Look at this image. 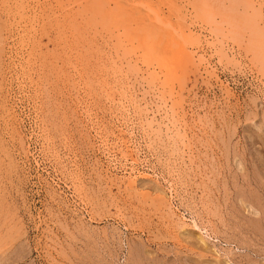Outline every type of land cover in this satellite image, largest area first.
<instances>
[{"label": "rangeland", "instance_id": "374dc122", "mask_svg": "<svg viewBox=\"0 0 264 264\" xmlns=\"http://www.w3.org/2000/svg\"><path fill=\"white\" fill-rule=\"evenodd\" d=\"M22 1L0 0V215L24 228L1 247L22 251L9 264H125L137 251L129 264H264V215L253 208L264 211V65L243 50L250 31L232 32L231 0H128L178 24L189 62L155 41L143 54L136 25L108 23L94 0H28L25 15ZM252 2L264 26V0ZM221 13L222 33H235L224 58Z\"/></svg>", "mask_w": 264, "mask_h": 264}, {"label": "bare ground", "instance_id": "6f19581e", "mask_svg": "<svg viewBox=\"0 0 264 264\" xmlns=\"http://www.w3.org/2000/svg\"><path fill=\"white\" fill-rule=\"evenodd\" d=\"M88 1V0H87ZM121 1H124L123 3H121ZM94 0V2L92 1L91 3H87V4H94L93 5V8L95 9V10H93L94 11V13H96L97 12V14L100 16V17H102L103 19L104 18H106V20H113V21H115V20H118V17H123V18H125V20L124 21H127V24H128V26L130 25H133L134 24V26L140 31V33L142 34V37L143 38H141V39H143V40H139V36L140 35H138L137 36V32L135 33V34H133L134 35V37H137L136 39L137 40H139L138 41V43L140 44V42H144V44L142 45V44H140L139 46H142V47H146V48H142V51H143V54H144V51H147L148 49H150L149 48V45L147 46V41H149V43H151V45H152V42H156L157 44H159V46H161V49H166L167 51H169L170 50V48L173 46V45H176V50H175V48H173L175 51H173V49H172V52H174V54L172 55V57H171V54H170V52H169V54L170 55H168L169 57H171V58H173L174 60L176 59V56L178 57L179 55V57L177 58L178 60L180 59V57H181V62H182V60H186L185 58L183 59V57L186 55V57L188 56L186 53H182L183 52V50L185 51L186 49H188L187 48V46L189 45V44H193V42L191 41V38H189V37H185V36H183V33L182 32H180V31H178L177 30V23H176V25L175 24H173V23H171V21L168 19L169 17H161L156 11H152V8H150V7H148V9H147V13L145 14V15H143V14H141L140 12H141V9L139 8V6L137 5V6H133L132 4H129V2H128V0ZM221 1V0H220ZM219 1V2H220ZM224 1V0H223ZM229 1V0H228ZM227 1V2H228ZM19 2V1H18ZM35 2V1H34ZM85 2V1H84ZM90 2V1H89ZM134 3L135 2V0H130V3ZM147 2V1H146ZM158 2V1H157ZM160 2V1H159ZM158 2V4H161V3H159ZM177 2V1H176ZM183 2V1H182ZM187 2H188V0H187ZM230 3H229V5H228V7L229 8H227V9H231L230 11L232 12V14H231V18H232V20L231 21H236V22H231L230 24L232 25L231 27H233V28H235V29H232V32L234 31L235 33H241L240 32V29H242V31H245L246 29H248L249 31H250V35L248 36V40H247V42H246V45H244L243 46V50L245 51V52H247V53H250L251 55H250V61H252V63H256L257 65L259 64V65H264V26L262 25V21H261V19L263 18V10H262V5L261 4H263V3H257L258 5L256 6L255 4H254V2H252V0H231V1H229ZM39 3V2H38ZM48 3V2H47ZM76 3V2H75ZM211 3V2H210ZM12 4V3H11ZM21 4V14L22 15H25V14H28L27 12V10L29 9V6H28V0H26V1H22V3H20ZM30 4V3H29ZM32 4V3H31ZM37 4V3H36ZM42 4V3H41ZM49 4V3H48ZM73 4V3H72ZM135 4H137V3H135ZM141 4H144L143 2L141 3ZM182 4V3H181ZM212 4V3H211ZM225 4V3H224ZM43 5H44V3H43ZM51 5V4H50ZM63 5V4H62ZM84 5V4H83ZM82 5V6H83ZM155 5V4H154ZM184 5V4H183ZM207 5H209V4H207ZM219 5L221 6V4L219 3ZM86 6V5H85ZM172 6V5H171ZM223 7V9L225 8L224 7V5H222ZM225 6H226V4H225ZM3 7V6H2ZM45 7V6H44ZM147 7V6H146ZM217 7V6H216ZM219 7V6H218ZM227 7V6H226ZM17 8H18V6H17ZM164 8V7H163ZM58 9V8H57ZM168 9H170V7L168 8ZM180 9V8H179ZM226 9V8H225ZM19 10V11H20ZM33 10H35L34 9V7H33ZM50 10V9H49ZM79 10H80V8H79ZM82 10V9H81ZM221 10V9H220ZM219 10V12L217 11V13H220L221 11ZM229 10H228V12H229ZM10 11V10H9ZM12 11V10H11ZM51 11V10H50ZM53 11V10H52ZM68 11V10H67ZM66 11V12H67ZM91 11V10H90ZM96 11V12H95ZM150 11H151V13H150ZM170 11V10H169ZM181 11V10H180ZM183 11V10H182ZM226 11V10H225ZM14 12V11H13ZM17 12V11H16ZM43 12V11H42ZM62 12V11H61ZM83 12V11H82ZM86 11H84V13H85ZM227 12V11H226ZM58 13V12H57ZM70 13V12H69ZM73 13V12H72ZM88 13V12H87ZM164 13V12H163ZM217 13L215 14V15H217ZM224 13V12H223ZM20 14V15H21ZM32 14V13H31ZM66 14V13H65ZM89 14V13H88ZM176 14V13H175ZM7 15V14H6ZM18 16H19V14H17ZM36 15V14H35ZM84 15H86V13L84 14ZM95 15V14H94ZM186 15V14H185ZM214 15V16H215ZM221 15H224V14H222L221 13ZM226 15V14H225ZM224 15V16H225ZM230 15V13L229 14H227V16H229ZM11 16H12V14H11ZM65 16V15H64ZM96 16V15H95ZM176 16H177V14H176ZM213 16V17H214ZM227 16H225V17H219L218 16V22L216 21L217 20V18H216V23H217V25H216V29L218 30V33L220 32L221 34H218L215 30H213V31H215L216 32V35H219V36H215L216 38L218 37V42H219V53L221 54V55H223V58H224V55L226 54V52L224 51V47H223V44H224V39L228 36V34L230 33V31H231V29H229L228 30V34H223L225 31L224 30H222L223 29V26H222V24L223 23H225V24H229V23H226V22H223V21H225V19H228V18H226ZM34 17V16H33ZM62 17V16H61ZM76 17V16H75ZM99 17V18H100ZM190 17V16H189ZM212 17V18H213ZM25 18V17H24ZM35 18V17H34ZM86 18V17H85ZM101 18V19H102ZM122 18V19H123ZM179 18V17H178ZM58 19V18H57ZM97 19V18H96ZM105 20V19H104ZM110 20L108 21V23L110 22ZM121 20V19H120ZM212 20V19H211ZM5 21V20H4ZM57 21V20H56ZM76 21V20H75ZM123 21V20H122ZM188 21V20H187ZM210 21V20H209ZM227 21V20H226ZM24 22V21H23ZM53 22V21H52ZM61 22V21H60ZM102 22V21H101ZM107 22V21H106ZM118 22V21H117ZM196 22V21H195ZM208 22V21H207ZM230 22V21H229ZM108 23H106V24H108ZM112 23H116V22H112ZM111 23V24H112ZM81 24V23H80ZM118 24H119V22H118ZM229 24V25H230ZM18 25L20 26V24L18 23ZM31 25V24H30ZM67 25V24H66ZM103 25V24H102ZM116 25V24H115ZM125 25V24H124ZM52 26V25H51ZM62 26H63V24H62ZM107 25H105V27H106ZM133 26V27H134ZM16 27V26H15ZM24 27V26H23ZM22 27V28H23ZM31 27H32V25H31ZM36 27V26H35ZM88 27V26H87ZM111 27V26H110ZM116 27H117V25H116ZM121 27H123V26H121ZM120 27V28H121ZM126 28H127V25L125 26ZM132 27V29H134ZM211 27V26H210ZM224 27H226V26H224ZM26 28V27H25ZM39 28V27H38ZM56 28V27H55ZM79 28V27H78ZM90 28V27H89ZM108 28V27H107ZM114 28V27H113ZM113 28L111 27V29H112V33H113ZM118 28V27H117ZM126 28H123L121 31H124V32H121L120 30V32H121V35H123V36H121V38H123L124 37V35H126L125 37H128L127 39L128 40H131L132 38H130L131 36H130V34L128 35V34H123V33H125V32H127V33H129L128 31H130V30H125ZM135 28V29H136ZM189 28V27H188ZM227 28V27H226ZM57 29V28H56ZM87 29V28H86ZM104 29V28H103ZM182 29H184V28H182ZM212 29V28H211ZM213 29H214V27H213ZM239 29V30H238ZM25 30V29H24ZM107 30V29H106ZM138 30H135V31H138ZM227 30V29H226ZM27 31V30H26ZM133 31V30H132ZM212 31V32H213ZM222 31H224L223 33H222ZM247 31V30H246ZM245 31V32H246ZM114 32H115V30H114ZM116 32H117V34H118V37H120V34L118 33V31L116 30ZM115 32V33H116ZM68 33V32H67ZM72 33V32H71ZM89 33V32H88ZM103 33V32H102ZM111 33V34H112ZM234 33V34H235ZM237 33V34H238ZM248 33V32H247ZM20 34V33H19ZM107 34V33H106ZM114 34V33H113ZM117 34L115 35H113L114 37H117ZM234 34H232V35H234ZM8 35V34H7ZM104 35V34H103ZM128 35V36H127ZM132 35V36H133ZM232 35H230L229 34V36H231L232 37ZM242 35L244 36V33H242ZM25 36V35H24ZM65 36V35H64ZM68 36V35H67ZM83 36V35H82ZM97 36V35H96ZM189 36V35H188ZM235 36V35H234ZM106 37V36H105ZM124 37V39H126ZM193 37V36H192ZM237 37V36H236ZM69 38V37H68ZM74 38V37H73ZM121 38H119V39H121ZM130 38V39H129ZM207 38V37H206ZM227 38H229V37H227ZM242 38V37H241ZM245 38V37H244ZM204 39V38H203ZM231 39H233V37L231 38ZM50 40V39H49ZM96 40H97V38H96ZM116 40H118V38H116ZM128 40H125L127 43H128ZM133 40H134V38H133ZM241 40H243V38L241 39ZM65 41V40H64ZM69 41H71V40H69ZM75 41H76V38H75ZM134 41H136V40H134ZM133 41V42H134ZM146 41V42H145ZM208 41V40H207ZM3 42V41H2ZM45 42V41H44ZM43 42V43H44ZM94 42V41H93ZM132 42V43H133ZM200 42V41H199ZM217 42V43H218ZM240 42V41H239ZM8 43V42H7ZM33 43H35V42H33ZM73 43V42H72ZM71 43V44H72ZM118 43H120L119 42V40H118V42L116 43V45H118ZM130 43V42H129ZM134 43H136V42H134ZM216 43V44H217ZM227 43V42H226ZM234 43V42H233ZM244 43V42H243ZM77 44H79V43H77ZM137 44V43H136ZM161 44V45H160ZM94 45V44H93ZM128 45V44H127ZM150 45V46H151ZM155 45V44H154ZM5 46V45H4ZM86 46V45H85ZM130 46V45H129ZM135 46H137L138 47V45H135ZM195 46V45H194ZM76 47V46H75ZM113 47V46H112ZM116 47V46H115ZM124 47V46H123ZM148 47V48H147ZM241 47V46H240ZM69 48V47H68ZM71 48V47H70ZM88 48V47H87ZM99 48V47H98ZM97 48V49H98ZM126 49H127V47H125ZM130 48H131V46H130ZM134 47H132L131 49H133ZM141 48V47H140ZM152 50H153V45H152ZM239 48V47H238ZM101 49V48H100ZM143 49H145V50H143ZM147 49V50H146ZM159 49V48H158ZM195 49V48H194ZM221 49V50H220ZM228 49V48H227ZM40 50V49H39ZM134 50V49H133ZM151 50V51H152ZM71 51V50H70ZM76 51V50H75ZM126 51H128V50H125L124 49V53L126 52ZM132 51V50H131ZM139 51V50H138ZM141 51V52H142ZM150 51V52H151ZM158 51H161V50H158ZM190 51V50H189ZM55 52V51H54ZM123 52V51H122ZM133 52V51H132ZM149 52V55L147 56V52L145 53V55L144 56H146L145 57V59L146 58H148L149 56H150V58L152 57V55H151V53ZM192 52V51H191ZM225 52V53H224ZM237 52V51H236ZM92 53V52H91ZM108 53V52H107ZM127 53V52H126ZM129 53V52H128ZM127 53V54H128ZM158 53V52H157ZM164 52H162V54L161 55H163V57L165 58V56L164 55H166V54H163ZM168 53V52H167ZM242 53V52H241ZM115 54V53H114ZM143 54H142V56H141V58L143 59ZM219 54V55H220ZM34 55V54H33ZM41 55V54H40ZM70 55V54H69ZM99 55V54H98ZM126 55V54H125ZM136 55V54H135ZM138 55H140V54H138ZM182 55V56H181ZM38 56V55H37ZM54 56V55H53ZM57 56H58V54H57ZM60 56V55H59ZM67 56V55H66ZM79 56V55H78ZM156 55L154 54V57H155ZM168 56H166V57H168ZM193 56V55H192ZM237 55H233L230 59H229V62H230V60L231 61H233L234 63H235V61L236 60H238L237 59V57H236ZM56 57V56H55ZM86 57V56H85ZM93 57V56H92ZM112 57V56H111ZM110 57V58H111ZM127 57V56H126ZM161 57V56H160ZM191 56L189 55L188 56V58H190ZM222 57V56H221ZM220 57V58H221ZM225 57H226V55H225ZM227 57H229V56H227ZM240 57V56H239ZM108 58V57H107ZM130 58V57H129ZM150 58H148V62H147V64H150ZM153 58V57H152ZM156 58H158V57H156ZM188 58H187V60L186 61H188L189 62V60H188ZM193 58V57H192ZM40 59V58H39ZM45 59V58H44ZM69 59V58H68ZM104 59H105V57H104ZM167 59V58H166ZM173 59L171 60V61H173ZM222 59V58H221ZM84 60V59H83ZM108 60V59H107ZM138 60H139V58H138ZM137 60V61H138ZM170 60V59H169ZM206 60V59H205ZM225 60H226V58H225ZM55 61V60H54ZM82 61V60H81ZM142 61H145V60H142ZM157 61V60H156ZM164 61V60H163ZM185 61V62H186ZM227 61V60H226ZM3 62V61H2ZM90 62V61H89ZM130 62V61H129ZM146 62V61H145ZM165 63H166V61H164ZM180 62V63H181ZM194 62V61H193ZM232 62V63H233ZM4 63V62H3ZM124 63V62H123ZM137 63V62H136ZM142 63V62H141ZM168 63V62H167ZM127 64V63H126ZM146 64V65H147ZM155 64V63H154ZM240 64V63H239ZM255 64V65H256ZM2 65V64H1ZM51 65V64H50ZM118 65V64H117ZM130 65V64H129ZM165 65V64H164ZM168 65V64H167ZM184 65V64H183ZM183 65H182V67H183ZM195 65V64H194ZM209 65V64H208ZM253 65V64H252ZM116 66V65H115ZM119 66H120V64H119ZM178 66L180 67V65L178 64ZM4 67V66H3ZM52 67V66H51ZM50 67V68H51ZM130 67V66H129ZM181 67V68H182ZM185 67V66H184ZM184 67H183V69H184ZM46 68H47V66H46ZM116 68V67H115ZM140 68V67H139ZM148 68V67H147ZM146 68V69H147ZM173 68V67H172ZM260 68V67H259ZM34 69V68H33ZM131 69V68H130ZM145 69V70H146ZM174 69V68H173ZM177 69V68H176ZM187 69V68H186ZM186 69H184L183 71H185ZM127 70V69H126ZM133 70V69H132ZM171 70V69H170ZM169 70V71H170ZM169 71L167 72V73H169ZM175 71V74H179V73H176V70H174ZM261 71V70H260ZM51 72V71H50ZM87 72V71H86ZM120 72V71H119ZM158 72V71H157ZM172 72H173V70H172ZM171 72V73H172ZM3 73V72H2ZM95 73V72H94ZM116 73V72H115ZM136 73V72H135ZM142 73V72H141ZM152 73V72H151ZM156 72H154V74H155ZM48 74V73H47ZM157 74V73H156ZM165 75H166V72L164 73ZM43 75V74H42ZM50 75V74H49ZM68 75V74H67ZM106 75V74H105ZM124 75V74H123ZM151 75H153V74H151ZM164 75V77H163V79L161 80L163 83H165L166 81L164 80V78L166 79V80H168V78H166V76H169L170 75V73H169V75H166L165 76ZM173 75H174V73H173ZM180 75V74H179ZM6 76V75H5ZM156 76V75H155ZM155 76H153V77H155ZM158 76V75H157ZM177 76V75H176ZM81 77V76H80ZM143 77V76H142ZM153 77H151L152 79H153ZM172 77V76H171ZM170 77V78H171ZM184 77V76H183ZM83 78V77H82ZM123 78V77H122ZM179 78V77H178ZM185 78V77H184ZM4 79V78H3ZM121 79V78H120ZM160 79V78H159ZM68 80V79H67ZM86 80V79H85ZM158 80V79H157ZM165 82H164V81ZM87 81V80H86ZM117 81V80H116ZM169 81V80H168ZM172 81V80H171ZM4 82V81H3ZM92 82V81H91ZM150 82V81H149ZM174 82V81H173ZM124 83H125V81H124ZM158 83V82H157ZM167 83V82H166ZM166 83H165V85H166ZM54 84V83H53ZM105 84V83H104ZM169 84V83H168ZM159 86H161V85H159ZM164 86V85H163ZM169 86H171V85H169ZM168 87V86H167ZM171 88L173 89V87L171 86ZM45 89V88H44ZM127 89V88H126ZM115 90H116V88H115ZM168 90H169V87H168ZM165 91L166 92V94H167V92L168 93H172L173 92V90H172V92L169 90V91ZM97 91V90H96ZM118 91V90H117ZM164 92V93H165ZM3 93V92H2ZM1 94V93H0ZM159 94V93H158ZM169 94V95H170ZM174 94H175V92H174ZM168 95V96H169ZM177 97V96H176ZM172 99V98H171ZM115 100V99H114ZM133 100V99H132ZM178 100H180V99H178ZM1 101V100H0ZM173 101V100H172ZM164 102V101H163ZM173 103V102H172ZM178 103H180V101L178 102ZM166 104V103H165ZM160 105V104H159ZM164 105V104H163ZM10 108V107H9ZM141 109V108H140ZM153 109V108H152ZM3 110V109H2ZM11 110V109H10ZM166 110V109H165ZM183 110V109H182ZM164 113V112H163ZM172 113V112H171ZM55 114V113H54ZM173 114V113H172ZM171 114V115H172ZM257 114V113H256ZM47 116V115H46ZM49 116V115H48ZM208 116V115H207ZM9 117V116H8ZM165 117V116H164ZM6 118V117H5ZM49 119V118H48ZM155 119V118H154ZM10 120H11V118H10ZM9 120V121H10ZM180 121V120H179ZM182 121V120H181ZM261 121V120H260ZM12 122V121H11ZM53 122V121H52ZM160 122V121H159ZM6 125V124H5ZM169 125V124H168ZM190 125V124H189ZM172 127V126H171ZM177 127V126H176ZM193 127V126H192ZM170 129V128H169ZM202 129V128H201ZM15 130V129H14ZM171 130V129H170ZM170 130H168V131H170ZM206 130V129H205ZM12 131V130H11ZM13 132V131H12ZM123 132V131H122ZM117 133V132H116ZM207 134V133H206ZM177 135V134H176ZM185 138V137H184ZM195 138V137H194ZM182 139V138H181ZM176 140V139H175ZM203 141H205V140H203ZM223 141V140H222ZM202 142V141H201ZM189 143V142H188ZM181 147V146H180ZM190 148V147H189ZM258 148V147H257ZM178 149V148H177ZM174 151V150H173ZM186 151V150H185ZM171 152V151H170ZM181 153V152H180ZM7 154V153H6ZM124 154V153H123ZM235 154V153H234ZM225 155V154H224ZM233 155V154H232ZM264 156V155H263ZM7 157V156H6ZM10 157V156H9ZM182 157V156H181ZM196 161V160H195ZM237 162V161H236ZM9 163V162H8ZM237 164H239L238 162H237ZM211 165V164H210ZM244 165V164H243ZM239 166V165H238ZM192 167V166H191ZM206 167V166H205ZM188 168V167H187ZM171 169V168H170ZM244 169V168H243ZM173 170V169H172ZM176 170V169H175ZM196 172V171H195ZM255 172V171H254ZM5 173V172H4ZM140 174V173H139ZM238 174V173H237ZM182 175V174H181ZM246 175V174H245ZM115 176V175H114ZM215 176V175H214ZM248 176V175H247ZM131 177V176H130ZM212 177V176H211ZM176 178V177H175ZM135 179V178H134ZM137 179V178H136ZM213 179V178H212ZM238 179V178H237ZM118 181V180H117ZM133 181V180H132ZM198 181V180H197ZM135 181H133V182H131L130 184H132L131 185V187L132 186H135V183H134ZM143 182V181H142ZM211 183V182H210ZM144 184V183H143ZM186 184V183H185ZM117 185V184H116ZM258 185V184H257ZM127 186V185H126ZM193 186V185H192ZM205 186V185H204ZM130 187V188H131ZM191 187V186H190ZM133 188V187H132ZM131 190V189H130ZM122 191V190H121ZM124 191V190H123ZM186 191V190H185ZM230 191V190H229ZM257 191V190H256ZM114 192V191H113ZM135 192H136V190H135ZM177 192V191H176ZM236 192V191H235ZM232 193V192H231ZM115 194V193H114ZM247 195V194H246ZM263 195V194H262ZM182 197V196H181ZM264 197V196H263ZM196 198V197H195ZM242 198V197H241ZM235 199H236V197H235ZM260 199V198H259ZM262 199V198H261ZM139 201V200H138ZM178 201V200H177ZM236 201H237V199H236ZM169 202V201H168ZM171 202V201H170ZM247 202V201H246ZM249 202V201H248ZM153 203V202H152ZM229 203V202H228ZM13 204V203H12ZM169 204V203H168ZM248 204V203H247ZM251 204V203H250ZM249 204V205H250ZM254 204V203H253ZM136 205V204H135ZM153 205V204H152ZM156 205V204H155ZM162 205H164V204H162ZM217 205V204H216ZM239 205V204H238ZM252 205V204H251ZM1 206V205H0ZM116 206V205H115ZM169 206V205H168ZM5 207V206H4ZM170 207V206H169ZM222 207V206H221ZM171 208V207H170ZM253 208L255 209V213H260L261 215L259 216V217H257V219L256 220H258L259 222L261 221V220H263V215H264V211H263V209L262 208H259V207H256V206H253ZM1 209V208H0ZM243 209V208H242ZM246 209V208H245ZM252 209V208H251ZM15 210V209H14ZM173 213V212H172ZM15 214V213H14ZM10 215V219H8V218H6V216H3L2 214V217H1V215H0V264H5L6 262L9 264L10 262H12V261H16V260H18V258H20V257H22V255L20 254L22 251H20L19 249H17V250H15L14 248L13 249H9L10 251L11 250H14L15 252L12 254V255H10L11 254V252H10V254L8 253V252H6V253H8V255H10L9 257H6V255L5 254H3V253H5V251L7 250V248H8V246L10 245V243H12L14 240L16 241L17 240V238L19 237V235H21L22 233H23V229H22V227H23V223H22V220L19 218V216H17L16 214V217H15V215ZM211 214V213H210ZM143 215V214H142ZM181 215V214H180ZM166 216V215H165ZM34 218V217H33ZM163 218V217H162ZM171 218V217H170ZM202 218V217H201ZM228 218V217H227ZM179 220V219H178ZM117 221V220H116ZM249 221V220H248ZM181 222V221H180ZM224 222V221H223ZM258 222V223H259ZM117 223V222H116ZM171 223V222H170ZM174 223H176V222H174ZM216 223V222H215ZM252 223H253V221H252ZM255 224H256V222H254ZM254 223H253V225H254ZM264 223V222H263ZM173 224V223H172ZM179 224V226H178V228L180 227L181 228V232H184V231H189V230H187L186 229V227H184L185 225H187V224H180V223H178ZM250 224V223H249ZM248 224V225H249ZM260 224V223H259ZM177 225V224H176ZM194 225V229H199V226H197V224H193ZM257 225V224H256ZM22 226V227H21ZM229 226H230V224H229ZM259 226H261V225H259ZM258 226V227H259ZM78 227V226H77ZM172 227V226H171ZM256 227V226H255ZM141 228V227H140ZM174 228H177V227H174ZM257 228V227H256ZM261 228V227H260ZM20 229V230H19ZM83 229V228H82ZM201 229V228H200ZM248 230V229H247ZM110 231V230H109ZM200 231V230H199ZM260 231V230H259ZM24 232H25V230H24ZM211 232V231H210ZM240 232V231H239ZM261 232V231H260ZM263 232V231H262ZM49 233V232H48ZM68 233V232H67ZM165 233V232H164ZM254 233V232H253ZM102 234V233H101ZM105 234V233H104ZM187 234V233H186ZM207 234V233H206ZM263 234V233H262ZM25 235V234H24ZM23 235V236H24ZM178 235V234H177ZM191 235V234H190ZM189 234H187L186 236H190ZM203 235V234H202ZM82 236V235H81ZM183 236H185L184 235V233H183ZM185 236V237H186ZM193 236V235H192ZM258 236H259V234H258ZM22 237V236H21ZM20 237V238H21ZM72 237V236H71ZM101 237V236H100ZM208 237V236H207ZM25 238V237H24ZM54 238V237H53ZM231 238V237H230ZM264 238V237H263ZM58 239V238H57ZM165 239V238H164ZM191 239V238H190ZM56 240V239H55ZM198 240H200V239H198ZM260 240H262V239H260ZM215 242V241H214ZM242 242V241H241ZM263 242V241H262ZM108 243V242H107ZM21 244H23V243H21ZM28 244V243H27ZM138 244H140V243H138ZM142 244V243H141ZM156 244H158V243H156ZM177 244H178V242H177ZM214 244V243H213ZM12 245V244H11ZM10 245V246H11ZM26 245V244H25ZM24 245V246H25ZM61 245H62V243H61ZM126 245V244H125ZM144 245V244H143ZM250 245V244H249ZM7 247V248H5L4 249V251H3V249H1V247ZM9 246V247H10ZM31 246V245H30ZM240 246V245H239ZM17 247V246H16ZM11 248V247H10ZM25 248V247H24ZM30 248V247H29ZM104 248V247H103ZM158 248H160V247H158ZM207 248V247H206ZM205 248V249H206ZM243 248V247H242ZM257 248V247H256ZM114 249V248H113ZM157 249V248H156ZM172 249V248H171ZM70 250V249H69ZM240 250V249H239ZM244 250V249H243ZM30 251V250H29ZM81 251V250H80ZM130 252H129V254L131 253V251H132V248H131V250H129ZM136 251V250H135ZM162 251V250H161ZM236 251V250H235ZM263 251V250H262ZM27 252V251H26ZM146 252V249L144 250V253ZM153 252V251H152ZM261 252V251H260ZM23 253H25L24 251H23ZM22 253V254H23ZM137 253H138V255L140 256V253H139V251H137ZM137 253L135 254H133V256L135 255V256H137V257H139L138 255H137ZM141 253H142V251H141ZM228 253V252H227ZM264 253V252H263ZM3 254V255H2ZM75 254V253H74ZM147 254V253H146ZM5 255V256H4ZM28 255H29V253H28ZM132 255V254H131ZM130 255V256H131ZM197 255V254H196ZM24 256V255H23ZM133 256H131V257H133ZM145 256H147V255H145ZM144 256V258L145 259H147L146 257ZM157 256V255H156ZM216 256V255H215ZM25 257H26V254H25ZM24 257V258H25ZM131 257H129V258H131ZM136 257V260H138V258ZM172 257V256H171ZM69 258V257H68ZM91 258V257H90ZM129 258L127 257V259H126V263L125 264H129ZM154 258V257H153ZM183 258V257H182ZM181 258V259H182ZM22 259V258H21ZM135 258H133V260H134ZM144 259V260H145ZM215 259V258H214ZM20 260V259H19ZM132 260V259H131ZM132 260V261H133ZM183 260V259H182ZM22 261V260H21ZM143 262L141 259L138 261V262ZM17 262V261H16ZM134 262L135 261H133L132 262V264H134ZM6 263V264H7ZM18 263V262H17ZM56 263V262H55ZM131 263V262H130ZM151 263V262H150ZM233 263V262H232ZM14 264V263H13ZM89 264V263H88ZM135 264H138L137 262H135ZM212 264V263H211ZM252 264H254V263H252Z\"/></svg>", "mask_w": 264, "mask_h": 264}]
</instances>
